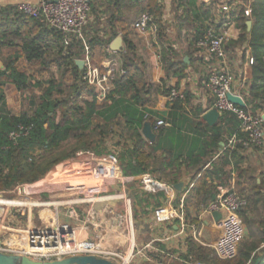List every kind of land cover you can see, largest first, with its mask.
I'll return each mask as SVG.
<instances>
[{"label": "trees", "instance_id": "trees-1", "mask_svg": "<svg viewBox=\"0 0 264 264\" xmlns=\"http://www.w3.org/2000/svg\"><path fill=\"white\" fill-rule=\"evenodd\" d=\"M138 1L146 2V9L143 12H150L154 16L157 32L153 42L156 47L161 48L160 58L166 73L159 88L168 97L173 86H167V81L171 77H176L175 88L179 89L181 79L188 75V69L192 66V57L190 63H186L184 57L181 59L176 57L177 51L173 46L164 47L167 42L166 28L162 24L164 6L159 0L135 2ZM112 3L119 6L121 0H112ZM173 3L177 11L176 21L180 25L179 30L182 31L189 23L192 26L194 33L191 45H194V40L210 26L219 28L223 25V20H219L220 24L216 21V1L208 4L199 3L198 0H173ZM250 5L251 17L245 15L244 7L233 12L236 15L235 21L240 29V36L229 44L248 43L251 47L254 63L250 68L247 83L245 109H250L254 114H261L264 112V0H251ZM180 8L183 11L178 14ZM92 12H98L94 4ZM116 17L112 16L111 24L119 20ZM247 20L253 21L251 30L248 29ZM131 27L134 30L133 25ZM117 34L114 31L110 37H106V33L99 29L88 30L85 27L84 40L75 36L73 42L65 48L60 32L48 28L40 20L21 11L17 4L0 6L1 58L6 47H21L22 54L28 62H40L44 68L54 63L62 70V78L71 79L69 91L62 79L59 80L57 77L47 79L42 93L29 97L31 112L14 114L8 108L3 86L11 83L22 94L27 89L40 87L42 83L37 81L33 84L32 77L18 68V54L2 58L5 67L0 69V190L39 180L56 164L74 157L77 149H94L98 155L103 154L101 147L105 144L107 136L113 132L116 134L114 127L117 124L123 131L119 132V141L115 145L120 148L118 156L125 175L137 176L150 172L159 179L176 184L187 172L195 171L194 177L202 172L195 184L196 188L191 190L188 198H185L188 217L194 222H199L200 211L216 198L218 190L214 181L220 180L219 183L222 185H228L230 182L231 162L240 155L239 150L242 146L237 145L234 150L224 147L227 138L239 131L241 121L235 114L224 112L219 120L210 126L202 114L210 108L211 103L206 107L196 104L195 96L189 90L184 91V98L175 99L165 111L148 110L146 104L153 92L154 84L148 81L147 64L139 56L135 41L126 31L122 32L126 45L125 52L121 54L124 74L115 81L106 104H100L95 89L84 80L85 69L79 67L77 60L86 52L85 42L90 47L93 61L99 52L106 54L105 48ZM167 48L173 50L172 57L167 56ZM49 54H54V57L47 61ZM187 54L191 56L190 51H187ZM83 92H88L91 99H82L80 104L76 100ZM65 93L67 95L64 97ZM189 106H192V110L188 109ZM58 108L65 109L60 121L56 120ZM96 117H100L103 122L96 124ZM158 118L166 119L171 125L155 131L157 140L149 142L141 132L142 126L146 120L155 122ZM19 125L28 127L29 132L17 140H12L9 134ZM125 134L128 135V139ZM163 138L165 141H162ZM72 141L75 145L69 147L64 145L71 144ZM222 142L225 145H222ZM215 152L216 155L219 153L217 158H214ZM250 173V168L239 169V176L244 177ZM208 176L211 177L210 184L207 181ZM256 183L257 186L264 184L262 180L261 183ZM207 185L208 188L202 192V187ZM195 191L198 193V200L194 195ZM130 194L133 196V209L137 217L161 204L160 195L141 194L135 184L131 185ZM194 198L197 202L190 204ZM247 200V206H251L250 197H247ZM193 208H196L195 217L191 216ZM244 209L240 212L242 216ZM263 241L264 239H255L251 236L245 237L240 242L234 258L220 259L208 246L189 236L185 239L186 251L179 254L185 262L264 264V247H260ZM156 245L159 249L166 248L162 242H157ZM150 255L157 259L161 256L160 252ZM138 264L153 263L143 261Z\"/></svg>", "mask_w": 264, "mask_h": 264}, {"label": "built area", "instance_id": "built-area-1", "mask_svg": "<svg viewBox=\"0 0 264 264\" xmlns=\"http://www.w3.org/2000/svg\"><path fill=\"white\" fill-rule=\"evenodd\" d=\"M163 1L159 0V3L163 4ZM204 1L210 3L213 0ZM91 2V0H20L17 5L21 11L40 20L48 28L60 32L68 45L75 36L84 40L83 30L90 21ZM220 9L223 14L220 20H223V25L219 28L210 26L205 33L194 40L197 56L207 67L209 66L204 79L212 99L210 108H216L221 115L224 112L233 113L241 121L239 131L227 138L225 149L234 150L237 145H241L245 149L260 148L264 146V112L254 114L250 109H245L247 108L249 79L247 68H251L254 63L251 47L246 43L241 51L246 70L236 72L231 67L228 46L232 40L239 38L240 30L231 28L236 15L233 16L230 2L225 0L220 3ZM251 13L252 8L249 3L245 6V15L251 17ZM133 28L143 36H154L156 29L153 14L150 12L141 13L134 22ZM157 47V50L161 49L159 46ZM85 50L86 56L81 58L84 61L83 68L85 69L83 78L95 89L98 100L102 101L112 90V87L107 84L111 70L102 75L99 69L91 63L90 47L86 42ZM167 50V56L172 57L173 50L169 48ZM106 51H111L109 46L106 47ZM158 53L161 55L160 51ZM111 62L113 61L107 60V66ZM229 92L240 96L246 102V107L231 102L228 99ZM177 98H184V90L173 86L167 101L172 104ZM170 125L171 123L166 119L158 118L152 123V128L155 132L161 127ZM28 132V127L19 125L17 129L10 132L9 137L12 140H17ZM241 134L243 135L241 136ZM223 145L225 144L223 143ZM77 156L76 162L90 166L89 179L79 186V189L88 191L87 197L69 202L64 201L61 207L65 212H59L58 209L56 217L51 222L15 227L10 224H1L0 251L25 255L31 259L42 261L89 254L107 258L118 264H138L143 261L166 264L163 262L165 259L177 255L166 243L172 239H183L184 250L182 252H184L186 251L185 239L192 236L201 244L206 245L202 241V226L207 217H214V212H220L222 218L216 220L215 223L221 234L212 245L213 253L220 259H232L237 255L239 244L245 233L240 212L247 206L248 200L247 197L236 191L234 184L224 187L216 198L200 211L199 222H194L188 217L184 197H182L183 199L179 198L180 191L174 184L159 179L150 172L137 176L125 175L117 153L98 156L94 152L79 151ZM218 156L219 153L214 158ZM106 181L110 182L109 186L113 182L121 184L120 191L108 193L109 189L105 188ZM89 182L95 185L89 187ZM133 184L138 187L141 194L160 195L161 204L153 208L151 220L154 225L169 226L164 230L170 233L166 234L168 235L166 238H156L143 245L137 243L134 200L130 194V186ZM101 201H123L126 209L120 212L116 206L110 205L96 209L95 203ZM85 204L88 207L82 208ZM61 215L64 219L66 218L65 221L60 219ZM157 241L164 243L166 248L164 250L154 248L153 242L157 243ZM148 249L160 252V259L146 254L145 250ZM185 263L206 264L188 261Z\"/></svg>", "mask_w": 264, "mask_h": 264}, {"label": "rangeland", "instance_id": "rangeland-1", "mask_svg": "<svg viewBox=\"0 0 264 264\" xmlns=\"http://www.w3.org/2000/svg\"><path fill=\"white\" fill-rule=\"evenodd\" d=\"M216 2H220V0H213ZM212 1V2H213ZM200 3V0H199ZM101 0H96V5H101ZM162 4V3H161ZM138 5H127L124 6L123 9V16L124 19L122 21V24L125 26L124 32H128L130 34V37L135 41L137 48H138V54L141 57V59L146 64H151L153 61V57L155 58L157 52V47L153 43V37L152 35L147 38L145 36H141L138 34L135 30L132 29V23L140 16L141 13L146 9V2H140ZM163 11L166 10V7L168 4L164 3L162 4ZM173 10L175 9V6L172 5ZM92 13V12H91ZM173 16L168 17H162V24L166 28L165 30V36L167 38V42L164 47L171 45L173 46L174 50L177 51L176 57L183 58L184 54L187 53L186 51V43L191 40L193 37L194 31L192 30L191 24H186L182 31H185L184 33L177 29L174 25ZM91 21V18H90ZM89 21V22H90ZM103 22V19L101 21H98L93 19V24L88 25V29H99L101 30V23ZM97 23V24H95ZM89 24V23H88ZM155 24V23H154ZM104 25V24H103ZM156 25V24H155ZM154 25V26H155ZM159 26V25H158ZM103 27V26H102ZM156 27V26H155ZM150 44V45H149ZM150 48V49H147ZM229 50L230 51H238L241 53V51L244 48V45H238V43H233L232 45L229 44ZM163 49V46H162ZM163 52V51H162ZM21 48L18 47H7L4 49L2 58H5L6 56H12L15 54L19 55V59L17 61V66L21 71L26 72L32 77V83L34 84L37 81H40L42 85L40 87H35L33 89H27L25 92L18 93L15 89H11L9 86L5 87V95L8 97V108L11 110L14 114H21L23 112H31L30 108V101L29 97L32 95H40L43 91V87L46 85V80L52 77H57L59 80L65 81V85L67 90L69 91V85L71 83V79L69 78H62V70H60L56 64L51 63V65H48V68H44L42 63L40 62H28L24 56L21 54ZM100 53V52H99ZM96 57V60L93 61L91 59V63L93 66L97 67L102 75L106 74V71L111 70L109 78V82L107 83L114 88V83L117 81L122 74H124V70L122 69V56L116 55L113 56V59L109 66H107V63H103L104 58L106 57V54L102 52ZM86 54L83 55L82 59L85 58ZM231 56V55H229ZM48 60L50 61L52 57H54V54H49ZM91 57V55H90ZM1 60L3 61V59ZM81 59V60H82ZM163 67V66H162ZM195 70L197 68L195 67ZM147 79L150 83L154 84L153 92L150 94V100L156 105L159 104L160 99L158 97V92H161L162 89L159 88L158 82H154L153 75L151 73V70L149 72L148 66H147ZM171 85V81H167V86ZM175 85V84H174ZM67 95V93L64 94ZM109 95V94H108ZM108 95L107 97L100 101V104H106L108 101ZM161 95L163 93L161 92ZM82 99H89V93L83 92L82 96L78 97L76 102H79L82 104ZM198 104V102H196ZM161 105H164L162 103ZM192 106H189L188 109L192 110ZM64 110L62 108H58L57 114H56V120L60 121L62 120V117L64 115ZM103 122V120L100 117H96L95 123ZM114 129L116 130V134L113 132L110 136L106 137L105 144L101 147L103 150V154L98 155L94 149H88L85 150L84 148L77 149L75 156L66 160L61 161L60 163L56 164L52 167L42 178L39 180L33 182V183H23L18 184L14 186L11 189L8 190H0V199L1 200H7L12 201V203H3L0 204V225H11V226H27L30 224L33 225H41L46 222H51L56 217L57 210L59 209V212H65V210L61 207V204L64 201H73L74 199H85L88 193L87 190L79 189V186H81L82 183L85 182L86 179H89V173H90V166L89 164H80L79 162H76L78 159L77 153L79 151H90L94 152L98 156H104L111 153H117L119 154L120 148L116 146L115 144L119 141V132L122 130L117 124H115ZM123 131V130H122ZM126 139H128V135H124ZM98 136H96L95 139H97ZM94 139V140H95ZM162 141H165V138L162 139ZM123 142V140H122ZM71 144H64L68 147L71 145H75V142H70ZM94 143V142H93ZM60 154V153H59ZM216 156V152L213 154ZM251 169V180L249 181V184L247 186L242 185L241 182H239L235 189L238 193H242V189H245V192L243 194L246 197H250L251 207L256 206L258 203V199L261 201H264V196L261 197L262 193L264 194V184L257 186L258 183H261V180L264 183V154L263 158L257 157L256 161L253 162V165L249 166ZM58 170H62L61 176L59 174V177L57 179L51 178L52 174L58 172ZM50 179V181L48 180ZM45 180H48L47 187L44 188L42 191H39L37 193H28L27 185L34 184L38 182H43ZM167 180V179H165ZM260 180V181H259ZM98 184V182H96ZM110 182H105V188H108V193H114L116 191H120L121 187L119 183L113 182L111 183V186H109ZM64 185L65 188L62 190H52V185ZM228 187L231 186V184L227 185ZM235 186V185H234ZM131 187V186H130ZM248 190V191H246ZM91 193V192H89ZM181 195V193H180ZM188 198V196H187ZM181 199V197H180ZM255 200H257L255 202ZM117 204V205H116ZM89 205V204H88ZM115 206L117 207L118 211L122 212L126 209V206L124 205L123 201H119L115 203ZM88 206L85 204L82 206V208H87ZM139 210V209H138ZM147 213L140 214L139 217L135 215V222H136V235H137V243L138 244H146L149 242H152L156 238H166L170 234L166 230L169 226L168 225H162L157 226L153 224V221L151 220L153 208L151 210L145 211ZM196 208H194L193 212H191V216L195 215ZM136 214V213H135ZM240 217L243 219V216L240 213ZM60 219L65 221L66 218L61 215ZM244 222V221H243ZM219 234H221L219 232ZM219 236V235H218ZM219 238V237H218ZM245 239V233L241 241ZM159 242V241H157ZM170 242V241H169ZM156 244L155 242H153ZM176 245H179L181 247V243H172L169 244L170 249L173 251L175 249H178ZM208 247L213 251V244H207ZM206 246V245H205ZM171 251V250H170ZM146 254H151L150 250H145ZM180 253V252H179ZM142 260V259H141ZM172 260L165 259L163 262L166 264H172ZM149 263V262H148ZM177 264V263H176Z\"/></svg>", "mask_w": 264, "mask_h": 264}, {"label": "crops", "instance_id": "crops-1", "mask_svg": "<svg viewBox=\"0 0 264 264\" xmlns=\"http://www.w3.org/2000/svg\"><path fill=\"white\" fill-rule=\"evenodd\" d=\"M19 1L20 0H0V6H5L7 4H17ZM29 1H36V0H29ZM91 1H92L91 5L94 4L98 12H92L91 11L92 12L91 17H90L91 21L89 22L88 25L93 24V19L97 20V22L101 21L103 19V22L101 23L102 24L101 25V28H102L101 31L103 33H106V37H110V35L114 31H116L118 33L117 36L122 35V32L124 31L123 29H125V26L122 24V21L124 19V16H123L124 6L130 5V4L138 5V7L140 6L139 5L140 2L138 1L136 3L135 2L136 0H121V5H119V6H114V3H112V0H101V2H102L101 5H103L102 7L96 5V0H91ZM224 1L225 0H220V2L215 3L217 6V8H215V17H216L217 24H220L219 20L221 19L222 15H223L222 11L220 9V3L224 2ZM227 1H229L230 4L232 5L233 12L237 9L242 8V7L245 8L246 5L251 3V0H227ZM163 2L168 4V5L166 7V10L163 11L164 13L162 14V16L165 17L168 15V17H170V16L175 15L173 17L174 25L177 29H180V25L176 21L177 11H176V9L173 10V8H172V5L175 6V4L173 3V0H164ZM198 2H199V0H198ZM200 2L208 3V2H205L204 0H200ZM182 11H183V9L180 8L178 14L182 13ZM113 15H116L117 16L116 19L117 20L119 19V20L114 21L111 24V19H112ZM248 21L249 20H247V22ZM134 22L132 23V25L134 24ZM95 24H97V23H95ZM231 25H232L231 28L233 30L239 29L237 24H236L235 19H233ZM220 27H221V25H220ZM86 28H88V26H86ZM155 29L156 30L154 31V33L157 32L156 27H155ZM88 30H90V29H88ZM182 32L184 33L185 31H182ZM141 36H143V35H141ZM152 37H153V41H154V39H156V34H154V36H152ZM145 38L148 39V37H146V36H145ZM63 40H64V38H63ZM191 41H193L192 38H191V40H189L186 43L187 47L185 48L186 51H190L191 56H189L186 53V54H184V58L189 57V63H190V58L192 57V66L188 69V71H189L188 75L185 78L181 79L180 89L184 90V91L185 90L191 91L195 96V102H198V104H202L204 107H206L209 105V103L212 102V99H211L210 94L208 92V88L205 85V79H204V76L207 74V72L209 70V66L207 67V65H205L202 62V60L197 56L195 46L190 44ZM72 42H73V40L70 43H72ZM111 42L108 44L109 47H110ZM70 43L68 45H70ZM64 44H65V48H66V46H68V45L65 43V40H64ZM18 48L20 49L21 47H18ZM147 49H150V48L147 47ZM157 49H158V47H157ZM228 50H229V47H228ZM105 51H106V48H105ZM119 54L121 55L122 53L121 52H115L112 49L110 52L106 51V57L104 58L103 63H106L107 60H112L113 56H116ZM229 55H231L230 56L231 67L236 72L246 70V65L244 64V58L242 57V53H240L238 51V49L236 51H230L229 50ZM22 56H24V55L22 54ZM155 56H156L155 58L154 57L152 58L153 59L152 63L150 65L147 64V66H148L149 72L151 70L154 82H158V84H159L158 86L160 87L162 85V82H163L162 80L165 79V77H166V73H165L164 68L162 67V62H161V58H160L159 53L157 52V54ZM6 57H8V56H6ZM0 58H1V56H0ZM195 67L197 68V70H195ZM247 72H249V75H250V68L249 69L247 68ZM168 81H171L170 86H175L177 83V78L171 77ZM7 86H9L11 89H15L16 92L20 93L14 87V85L11 83H7L5 86H3L4 92L6 90L5 87H7ZM158 97L160 99V102H159V104L155 105L150 100V96H149L147 104H146V108L148 110L165 111L169 108L170 103L167 101V96H165L164 94L161 95V92H158ZM89 99H91V97H89ZM6 100H7V104H8V97H6ZM162 103H164V105H161ZM210 109L211 108L205 110V112L202 114V117ZM146 121H151V120H146ZM151 123H153V121H151ZM141 132H142V129H141ZM145 139H146V137H145ZM156 140H157V138H156ZM147 141H149V140H147ZM221 144L223 145V142ZM239 152H240V155L237 156L231 162V176H230L229 184H234L235 187L239 182H241L242 185H245V186H247L249 184V181L251 180V176H252L251 173L246 174L244 177L239 176V169L240 168H242V169L248 168L249 169V166L253 165V162L256 161L257 157L263 158L264 146L260 147V148H252V149L242 148L239 150ZM263 170H264V168H263ZM61 171L62 170H58V172L52 174L51 178L57 179V177H59V174L61 176V173H62ZM201 173L196 175V177H194L195 171L187 172L183 175V178L181 179V181L184 182V185H183L182 191H180V193H181L180 196H181V199H183L182 197H184V199H183L184 202H185V198L187 197V195L190 194L191 190L196 188L195 184L197 183V179L201 176ZM193 178H196V179L193 180ZM48 180L50 181V179H48ZM48 180H46L45 182L39 183L38 186L41 188L47 187L46 184H47V182H49ZM181 181H179V182H181ZM207 181L209 182V184L211 183V177L210 176L207 177ZM219 181H214V184H217V190H218L217 195L219 192H221V190L224 187L227 186V185L220 184ZM207 188H208V185L202 187V192H204ZM245 189L246 188L242 189V193L240 192V195L245 196L243 194V192H245ZM246 191H248V190H246ZM26 192H27V190H26ZM194 195H195L196 199L198 200L199 196H198L197 191H195ZM260 196L263 197L264 194L262 193V195H260ZM196 199L194 198V200L191 201L190 204L197 202ZM3 203H12V201L0 199V204H3ZM243 212H244L243 224L245 227V237L250 238V236H251V237H254L255 239H264V201H261L260 199H258V203L256 204V206H254V207L247 206ZM215 221H216V219L214 217H207L205 219L203 226H202V229H201L202 241L206 244V246H208L207 244H214L218 240V235H219L220 230L217 227ZM171 242L172 243H176V242L181 243V247H179V245H176L178 249H175L174 251L172 250L173 253L179 255V256L176 255V256H173L170 258V260L173 261L172 264H176V263L177 264H186L185 261L181 258L180 254H179V252H182L184 250L183 249L184 248V246H183L184 240L183 239L182 240L172 239L170 242L166 243V245L169 246V244H171ZM153 247L157 248V245L154 244ZM260 247H264V241L261 243ZM157 249H159V248H157ZM150 252L154 253L155 251L151 250Z\"/></svg>", "mask_w": 264, "mask_h": 264}, {"label": "water", "instance_id": "water-1", "mask_svg": "<svg viewBox=\"0 0 264 264\" xmlns=\"http://www.w3.org/2000/svg\"><path fill=\"white\" fill-rule=\"evenodd\" d=\"M248 29L251 30L253 21L249 20L247 22ZM110 48L115 52H125L126 45L124 42V38L122 35H118L110 44ZM185 62L189 63V57H185ZM77 64L80 68H83L84 61L81 59L77 60ZM4 62L0 58V69H4ZM228 99L241 106L246 107V102L238 95H234L231 92L228 93ZM221 117V113L216 109L212 108L208 110L204 115L203 119L210 125L213 126ZM264 118V113H263ZM142 134L146 137L147 140L150 142H154L157 138V134L152 129V123L151 121H146L142 127ZM38 183L29 184L27 185V192L28 193H37L39 191H42L46 187H39ZM95 184L92 182H89V187L94 186ZM184 182H178L174 184V186L179 190L182 191ZM52 190H62L65 188L64 185H52ZM116 201H101L98 203H95L96 209H102L106 205L115 206ZM213 216L216 220H219L222 218V213L220 212H214ZM0 264H118L114 261H111L107 258L97 257L96 255H72L69 257H65L60 260H34L31 259L28 256L25 255H19V254H11V253H5L0 251Z\"/></svg>", "mask_w": 264, "mask_h": 264}]
</instances>
